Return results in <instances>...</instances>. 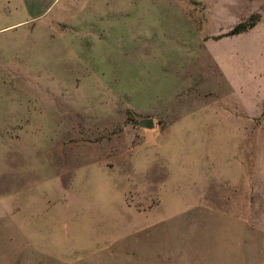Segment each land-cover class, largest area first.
Here are the masks:
<instances>
[{"label":"rangeland","instance_id":"374dc122","mask_svg":"<svg viewBox=\"0 0 264 264\" xmlns=\"http://www.w3.org/2000/svg\"><path fill=\"white\" fill-rule=\"evenodd\" d=\"M75 2L0 0V264H264V0Z\"/></svg>","mask_w":264,"mask_h":264},{"label":"crops","instance_id":"0c3cea01","mask_svg":"<svg viewBox=\"0 0 264 264\" xmlns=\"http://www.w3.org/2000/svg\"><path fill=\"white\" fill-rule=\"evenodd\" d=\"M75 1L80 0H4L6 7L12 8L7 10L12 14V18H20L19 21L13 22L14 25L49 22L53 17L62 16L71 8H76Z\"/></svg>","mask_w":264,"mask_h":264},{"label":"trees","instance_id":"16d2710c","mask_svg":"<svg viewBox=\"0 0 264 264\" xmlns=\"http://www.w3.org/2000/svg\"><path fill=\"white\" fill-rule=\"evenodd\" d=\"M259 21V15H252L248 20L243 21L236 25L227 36L239 35L247 32L248 30L254 28Z\"/></svg>","mask_w":264,"mask_h":264},{"label":"water","instance_id":"95a60500","mask_svg":"<svg viewBox=\"0 0 264 264\" xmlns=\"http://www.w3.org/2000/svg\"><path fill=\"white\" fill-rule=\"evenodd\" d=\"M136 125L140 128L151 129L154 126V123L152 119H144L136 123Z\"/></svg>","mask_w":264,"mask_h":264}]
</instances>
